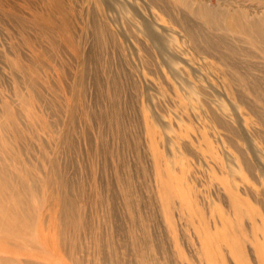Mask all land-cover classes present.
<instances>
[{"label":"rangeland","instance_id":"1","mask_svg":"<svg viewBox=\"0 0 264 264\" xmlns=\"http://www.w3.org/2000/svg\"><path fill=\"white\" fill-rule=\"evenodd\" d=\"M231 14L263 19L264 0H0V109L36 135L40 214L25 241L0 232V257L76 264L56 212L81 208L83 264L137 262L130 215L148 264H264V42Z\"/></svg>","mask_w":264,"mask_h":264},{"label":"bare ground","instance_id":"2","mask_svg":"<svg viewBox=\"0 0 264 264\" xmlns=\"http://www.w3.org/2000/svg\"><path fill=\"white\" fill-rule=\"evenodd\" d=\"M200 15L202 16L203 14H200ZM225 18H227V16ZM262 20H264V17H263V19L262 18H255V19H249V20H246L245 21V20H243L241 14H231L230 17H229V21H228V27L231 28V29H233V30L239 31L242 34L250 37L251 40L252 39H256L257 41L258 40H261V41L264 42V26L260 24V22ZM100 80H101V78H100ZM252 88L259 89V87L257 85H255ZM94 92H95V90H94ZM17 93L19 94L18 96H20L21 97V100H22L21 93H19V92H17ZM87 95H89V94H87ZM35 97H36V95H35ZM35 97L33 96V98H35ZM263 99H264V91H263V96L261 97V100L263 101ZM40 100H41V98H40ZM41 101H43V100H41ZM99 101H101V100H99ZM91 103H92V101H91ZM52 105H53V103H52ZM117 107H119V106H117ZM48 108H47V110H48ZM20 112H22V111H20ZM97 114H98V112H97ZM57 115H56V117H57ZM92 115L93 114H91V117H92ZM102 115H103V113H102ZM0 116L3 118V119L0 118V129L2 131H5V133H6L4 136H2V138L0 137V145L2 143H4L5 145H7V146H4V147H0V159L1 160L4 159V158H6L7 160H12L13 159L15 161L14 163L17 164V168H18V170L21 173L20 175L17 174L15 176L14 174H11V172L8 170V167L7 166H5L3 164L2 165L0 164V209L1 208L4 209V210H0V232L2 234H15L18 239L25 241L27 238H29V237H31V236H33L35 234L36 228H34L35 227L34 222L36 221V217H37V219L40 217L39 212H35L33 208L31 209V205L29 204V201H30V198H31L30 195L32 194L34 197H36V192L35 191L37 190L36 188L38 186V183L36 182V179H35V170H36L35 164L33 162H31V161L29 162V160H36V154H34L33 152H31L30 149L28 147H26V141H28V140L32 141L36 137V135L33 134L34 133L33 132V128L36 125V121L33 120L30 123V125H27L28 126L27 128L24 127V128H26L25 130H27L30 135L33 134V137H31L29 135L27 136V134H25V131L24 130H19V127H18V125H17V123L15 121L18 118H14V114H12L11 109H10V106L8 104H4L3 107L0 109ZM53 116H54V114L52 115V117ZM5 118H8V120H7L8 126H5V125L2 124V121H4ZM94 121H95V119H94ZM51 122H53V121H51ZM22 125H23V123H22ZM96 125H97V123H96ZM103 132H104V130H103ZM9 133L11 134V137H7V135ZM41 136H43V135L41 134ZM12 139H15V145H14V148L16 150V153L14 154V155H16L15 158L12 157V154L10 153L11 152L10 151L11 148L8 146V143L11 142ZM18 144L19 145L20 144L21 145L24 144V145L21 148H18ZM42 155L44 156L43 153H42ZM42 155H39V156H42ZM20 156L23 157L25 160H28L29 163H31L29 165V166H31V169H29L25 165L24 161L19 158ZM28 156H30V159H28L29 158ZM67 158H66V160H67ZM19 160H21V161H19ZM2 162H3V160H2ZM74 163H75V161H74ZM67 170H68V165H67V161H66L65 164H64V166H62L61 171H63L65 173ZM24 176H28L30 182H27V179L26 178L24 179ZM15 178H17V179H15ZM118 178H119V176H118ZM57 179H58V182H57V186L58 187H60V188H67L68 187V181L67 180L64 181V180H62L61 177H59ZM98 179H99V177H98ZM42 184L45 185V186H47V185H49V182H48V180H43L42 181ZM154 187H155V185H154ZM10 192H11V194H10ZM124 193H125V196H123V197H124V200H125V205L128 207V200L131 198V196H130V194H131L130 193V184L129 183H127L125 185ZM8 195H11L12 198H9ZM47 197H48V195H47ZM44 199L46 200V197ZM63 200H65V199L63 198ZM103 200L106 203L111 204V206L114 203V202H112V198H110L109 200L108 199L105 200V198H103ZM56 201H58L59 203L61 202V201H59V198H57ZM80 201H83V202H85L87 204V201H88L87 195H86V200L80 199ZM64 203H65V201L62 204H64ZM81 204H82V202H81ZM100 204H101V200H100ZM131 208H133V207L131 206ZM68 209H69V207H68ZM71 210H73V209L71 208ZM56 213H57V217L59 218V220H62V223H64V220H65V222H66V226L65 227H70L71 230L74 233L70 237V239H71L70 245L67 246V255H69V256L72 257L74 263H76V264H83V260H82V257H81L82 248H81V246H80V244L78 242V239L80 238V235L78 236L77 235V232L81 228L84 229V227H85L86 219L87 218L85 217L84 211L81 210V208H80L78 210V213H77L76 210L74 212H72V211H64L63 208H62V212L59 211V212H56ZM121 214H122V212H121ZM61 215L63 216V219L64 220L62 219ZM105 218L106 219L110 218L109 214H107L105 216ZM129 219H130L131 227H132V230H133V231H131V239H130L132 241V243H130L129 246H127V245H124L123 246V248L125 250L124 252H127L129 250H133L135 252L137 258H139V259H137V262L136 263L133 262V260H134L133 259L132 262L134 264H148L150 262V259H149V256H150L149 240H146L144 238H141V236L137 235V233H136V229H137L136 221H135V219L131 215H130ZM117 226H119V225H117ZM115 228H116V226H115ZM132 232H133L134 235H132ZM114 243H116V242H114ZM105 250H104L103 246L101 245L100 247H97L96 248L95 252L96 253H99L100 257H102V259L103 260L105 259V261H106V255L105 254L103 255V252ZM3 251H7V248L5 250H3ZM126 261H128V260H126ZM0 264H10V263L7 262L5 258L0 257ZM25 264H28V263H25Z\"/></svg>","mask_w":264,"mask_h":264}]
</instances>
